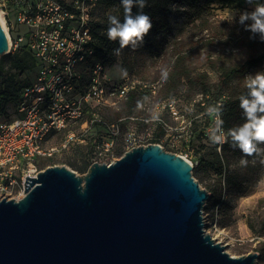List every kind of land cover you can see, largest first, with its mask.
Listing matches in <instances>:
<instances>
[{
  "label": "water",
  "instance_id": "obj_1",
  "mask_svg": "<svg viewBox=\"0 0 264 264\" xmlns=\"http://www.w3.org/2000/svg\"><path fill=\"white\" fill-rule=\"evenodd\" d=\"M0 23V56L8 53ZM182 155L138 145L79 174L52 164L0 198V264H256L205 228L209 192Z\"/></svg>",
  "mask_w": 264,
  "mask_h": 264
},
{
  "label": "rangeland",
  "instance_id": "obj_2",
  "mask_svg": "<svg viewBox=\"0 0 264 264\" xmlns=\"http://www.w3.org/2000/svg\"><path fill=\"white\" fill-rule=\"evenodd\" d=\"M252 10V7L244 2L226 6L209 5L205 0L186 1L173 6L169 31L165 35L162 48L157 53L146 52L141 49V46L135 50L131 48V54L136 63L133 73L121 68L120 60L113 65H105V76L111 81H118L124 77L157 81L159 91L154 96L143 94L139 106H137L138 112L134 111L130 115H125L124 112L129 109V105L123 101L114 106L108 104L96 106L100 112L93 113L95 120L86 131L84 142L73 141L61 148L60 145L64 142L66 131L53 132L42 141L45 148H54L50 156L51 159L42 155L36 158L34 165L43 169L44 167H40L42 164L52 161L53 164L65 165L82 174L84 172H80L64 162V157L69 156L79 164H82L83 160L89 161L90 164L95 161L111 162L126 150V135L132 130L136 131L141 141L158 143L163 149L180 155L187 154V158L192 161L193 165H196L201 157H207L210 151L209 145L195 141L194 150L186 151L182 149L181 141L172 142L169 139L170 136L165 135L162 127L158 125L159 113L162 111L157 105L167 98H163L167 92L163 86L167 77L164 76V73L168 74L173 63L177 58H180L181 64L187 65L196 72H205L209 77V82L216 85L218 71L217 66L213 65L221 61L234 64L241 61L247 52L245 29L238 20L240 13ZM108 12L111 13V10ZM94 17L95 19L99 18L98 12ZM261 70H264V64L261 67L249 68L245 76ZM35 72L36 70L33 73L25 72L22 76L32 77ZM240 82L233 81L229 89H234L235 86L240 85ZM186 92L185 86L172 96L179 113L189 112L191 109V100L187 99ZM198 94H193V97L196 98ZM91 105H95L94 102L91 101ZM116 113L123 115L120 117V119H125L123 124H119L116 120L109 121V118ZM163 113L165 116H169L167 113ZM14 114V102L10 101L5 105V110L0 115V121L9 120ZM145 119H147L146 123L143 121ZM117 125L118 131L114 133L113 127ZM70 129L78 131L80 127L77 122H71ZM109 138H114V146L111 152L105 153L101 142ZM120 150L122 153L118 155ZM241 159H248L250 163H253L262 157H244L242 155L237 159V164H241ZM47 165L51 164L45 166ZM256 167L258 178L254 185L239 194L233 189H225L222 183V200L224 203H228V206L216 204L207 208L205 205L203 215L206 231L217 241L225 244L229 254L240 256L249 252H257L259 256L256 264H264V254L259 250L264 242V166L258 168L257 164L246 165L247 169ZM201 176L202 178L193 174L194 179L202 188H205V185L213 181L214 178L220 179L209 168L203 170ZM249 224L253 225V229L249 227Z\"/></svg>",
  "mask_w": 264,
  "mask_h": 264
},
{
  "label": "built area",
  "instance_id": "obj_3",
  "mask_svg": "<svg viewBox=\"0 0 264 264\" xmlns=\"http://www.w3.org/2000/svg\"><path fill=\"white\" fill-rule=\"evenodd\" d=\"M96 1L0 0L8 51L25 45L37 62L32 79L20 91L16 116L9 121H0V198L23 196L25 177H35L41 170L34 165V158L50 155L54 150L53 147L45 148L42 141L50 131L59 130L81 117L84 104L92 101L95 105L114 106L135 89L148 91L151 95L157 93V81L136 77L118 81L107 79L101 62L91 65L89 82L82 91L76 92L77 67L93 52L90 25ZM173 101L164 100L157 105L161 113L171 117V121H166L160 115L158 123L172 142L185 143L183 149L189 151L187 144L193 136V119L203 113L194 116L179 113ZM193 101H201L206 106L204 112L208 121L201 126V135L209 139V130L216 119L208 108L215 105H207L202 95ZM89 126L90 122H86L78 131H68L60 147L73 141L84 142ZM113 128L116 133L118 125ZM148 143L152 142L141 141L134 130L126 135V150ZM101 146L105 153L111 152L114 138L102 140ZM215 147L220 151L221 145ZM182 156L192 164L187 154Z\"/></svg>",
  "mask_w": 264,
  "mask_h": 264
},
{
  "label": "trees",
  "instance_id": "obj_4",
  "mask_svg": "<svg viewBox=\"0 0 264 264\" xmlns=\"http://www.w3.org/2000/svg\"><path fill=\"white\" fill-rule=\"evenodd\" d=\"M186 1L196 2L197 0H146V7L143 11L151 17L153 28L150 34L145 38V43L141 46V49L149 53H157L162 48L165 35L169 31L173 6ZM205 2L209 5L220 4L230 6L235 3L244 2V0H205ZM260 3H264V0H254V5ZM108 10H111V13H109ZM136 11L137 9L133 8V12L135 13ZM96 12H98V19L94 17ZM109 16H116L121 21L123 20L124 9L120 0H97L92 10L90 25L93 52L86 56L77 67L79 77L77 78L75 87L78 93L82 91L89 82L90 68L95 62H101L105 68V65L110 66L120 60L121 68L126 69L129 73L134 72L136 63L135 59L132 57L131 48L126 47L117 53L115 50L119 48L118 43L109 41L107 38ZM250 35V32L245 31L247 52L241 61L234 64L221 61L213 65L217 66L218 71V82L216 85L209 82V77L205 72H196L187 65L181 64L180 62L182 61H180V58H177L173 63L163 83L167 91L163 97H167L165 100H175L172 96L180 92V90L186 86L187 92L185 94L187 99L191 100V109L189 112H185V114L194 116L203 113L200 117L193 119L191 127L193 136L187 146L189 150H194L195 141L208 144L210 151L207 157H201L197 164L193 165L192 172L194 175L202 178L201 172L209 168L220 178L219 180L214 178L213 181L205 185V189L209 192V197L206 201L207 208L216 204L228 206V203H224V200H222V183L225 189H233L239 194L244 193L251 185H254L258 178L257 167L255 169H247L246 165L250 166L251 164L253 166V164H257L258 168L259 166H264V157L253 163H250V161L246 159V165L237 164V159L243 154L230 147V138L228 142L221 145L220 151L216 149L215 145H213L209 139L203 138L201 135V126L208 121V117L204 112L206 106L202 105L200 103L201 101H193V99H195L193 94L200 93L198 95L203 96L207 105L222 104V120L225 132L230 128L237 127L244 123L242 111L239 108V97L247 91L244 80L245 73L251 67H261L264 64V42H260L258 37L256 39H250ZM36 68V59L25 45L0 56V115L4 112L5 105L12 101L14 102L15 113L13 117L16 116V107L19 101L20 91L33 77H28L26 75L23 77L22 75L25 72L33 73ZM235 80L241 81L240 85L235 86L234 89H229L230 84ZM157 91H159V89H157ZM143 94L151 95L148 91L141 89H135L128 93L126 99L123 100V102L129 105V109L124 112L126 113L125 115H130L134 111L138 112L137 106H139V101ZM96 106L98 105H91V103L84 104V112L81 117L70 121L65 127L59 130L50 131L47 136L58 131H66L67 134L68 131H71V129L69 130V124L71 122H77L79 127L86 122H90L91 126L94 122L92 120L94 118L93 113L100 112V109ZM159 115L165 116L164 113H159ZM121 116H123L121 113H116L113 117L109 118V121L116 120L119 124H123L125 119H120ZM118 118L120 120H117ZM164 118H168L165 119L168 121L171 120L169 116H165ZM144 123H146V121ZM158 125L160 124L158 123ZM185 146V143L181 142L182 149L185 148ZM261 147H264V145H261ZM121 153L122 150L118 152V155ZM40 156L42 155H37L34 161ZM46 156L48 159H51V154ZM64 162H67L80 172H85L90 165L89 161L86 160H83L82 164L76 163L75 160L69 156L64 157ZM53 163L54 162L51 161L42 164L40 167H46V164L52 165ZM249 227L253 229L252 224H249ZM262 244L259 250L264 254V242Z\"/></svg>",
  "mask_w": 264,
  "mask_h": 264
},
{
  "label": "clouds",
  "instance_id": "obj_5",
  "mask_svg": "<svg viewBox=\"0 0 264 264\" xmlns=\"http://www.w3.org/2000/svg\"><path fill=\"white\" fill-rule=\"evenodd\" d=\"M124 9V17L121 21L116 16H109L107 38L116 42L119 48L115 51L130 47L133 50L143 46L145 38L150 34L153 23L149 15L143 9L146 0H120ZM246 5L252 7V11H244L239 14V24L245 31L250 32V39L259 38L264 42V3L255 4L254 0H244ZM133 8L137 11L134 13ZM235 15L233 16L234 19ZM167 76V72L164 73ZM245 94L239 97V108L242 111L244 123L230 128L225 132L223 128V105L210 106L208 112L215 116L216 122L209 130L208 138L213 145H223L230 138V147L238 150L244 157H264V70L245 76ZM241 165H246L247 160L241 159Z\"/></svg>",
  "mask_w": 264,
  "mask_h": 264
},
{
  "label": "bare ground",
  "instance_id": "obj_6",
  "mask_svg": "<svg viewBox=\"0 0 264 264\" xmlns=\"http://www.w3.org/2000/svg\"><path fill=\"white\" fill-rule=\"evenodd\" d=\"M0 23H1L2 27H3V29L5 30L4 20H3L1 12H0Z\"/></svg>",
  "mask_w": 264,
  "mask_h": 264
}]
</instances>
